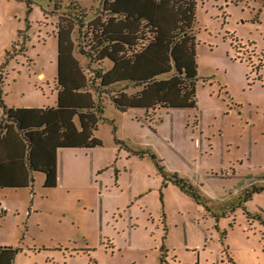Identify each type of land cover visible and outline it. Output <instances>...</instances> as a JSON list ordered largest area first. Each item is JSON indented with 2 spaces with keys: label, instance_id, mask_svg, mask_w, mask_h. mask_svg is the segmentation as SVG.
Masks as SVG:
<instances>
[{
  "label": "rangeland",
  "instance_id": "1",
  "mask_svg": "<svg viewBox=\"0 0 264 264\" xmlns=\"http://www.w3.org/2000/svg\"><path fill=\"white\" fill-rule=\"evenodd\" d=\"M76 2L75 56L92 77L109 61L92 63L79 42L86 45L93 20L104 17L103 0ZM196 2L197 106L150 109L139 118L151 128L107 98L104 116L117 132L100 121L103 144L92 153L80 148L74 167L64 162L66 180L46 188L37 172L30 187L0 188V245L18 250L14 264H264V192L243 199L254 184L264 186V0ZM69 3L0 0V69L25 50L0 73L3 85L7 73L17 78L29 67L43 69L54 91L58 22L72 16ZM23 89L35 94L27 81ZM116 138L155 152L166 170L200 188L203 204L163 189L153 160L129 158Z\"/></svg>",
  "mask_w": 264,
  "mask_h": 264
},
{
  "label": "trees",
  "instance_id": "2",
  "mask_svg": "<svg viewBox=\"0 0 264 264\" xmlns=\"http://www.w3.org/2000/svg\"><path fill=\"white\" fill-rule=\"evenodd\" d=\"M76 1L70 0L67 6L72 16H61L58 22L57 105L10 108L4 102L0 79L2 188L30 187L34 171L45 174L44 187H56L59 148L101 146L102 140L96 136L100 121L109 122L113 133L117 132L115 121L104 116L107 98L122 112L132 108L149 112L197 106V42L193 33L196 0H103L104 17L93 20L87 46L79 42V53L92 63L109 61L106 69L95 67L92 77L75 56L72 32L79 23ZM29 7L28 13L33 11ZM24 51L22 48L7 55L1 69ZM122 83L125 85L120 86ZM131 88L133 92L129 91ZM116 141L130 154L149 156L163 178L162 187L171 182L203 204L206 198L200 188L178 172L166 170L155 152L134 150L124 141L118 138ZM261 192L264 186L254 184L243 193V199ZM205 207L209 209L206 204ZM164 231L166 236V227ZM17 251L0 245V264H14ZM161 259L162 263V256Z\"/></svg>",
  "mask_w": 264,
  "mask_h": 264
},
{
  "label": "crops",
  "instance_id": "3",
  "mask_svg": "<svg viewBox=\"0 0 264 264\" xmlns=\"http://www.w3.org/2000/svg\"><path fill=\"white\" fill-rule=\"evenodd\" d=\"M12 59L9 60L10 63H12V61H11ZM57 67H58V57H57L56 71L54 72V76H53L54 77L53 79L55 81V89H54V91L52 90V88L50 86L51 83L48 82V80L46 79V74H45V71L43 69L38 70L37 68L36 69H34V68L31 69V68L27 67L26 70L23 69L22 71H17V74H16L17 78H15V76H11L10 74H12V73H7V77H5L4 85L2 83V85H3V99H4L5 104L8 107H10V108L11 107L12 108H22V107H24V108H48V107L56 106L57 105V98H58V85H57V81H56L57 80L56 79V77H57ZM4 69H5V67L1 69L0 73L2 71H4ZM42 74H44V78L41 77ZM1 81L3 82V80H1ZM25 81L28 82L29 88L35 89V91H34L35 94L28 93L27 95H25L26 92L23 89V84H24ZM36 82L42 83V85H44V87L43 86L41 88L40 87H36V85H35ZM33 95H35V96H33ZM129 110H134L135 111V114H136L135 115V119H137V120H141L139 118V116H142L144 113H146V111L143 108H132V109H129ZM142 111H144V112H142ZM2 115H3V109L0 107V116H2ZM161 117H162V114H161ZM143 122L144 121L141 120L142 125L146 124L145 122L144 123ZM146 125H149L151 128L155 127V125L154 126H152L150 124H146ZM95 148L96 147L89 148L91 150V153L95 150ZM63 153H64V155H63ZM79 153H80V147H65V148H59L58 149V151H57V157H58V159H57V176H58V184H57V186L59 185V183L62 182V176L65 177V180L67 179L66 177L68 176L67 171L66 172L62 171L61 172V167H63L64 162L66 163V166L69 165L70 167H74L73 166V162H74L75 158H77L76 154H79ZM73 154H74V156H73ZM132 156H136V155H130L129 158L132 157ZM60 161L62 162V164H61ZM91 166H92V168L94 166V157L91 158ZM155 167H156V165H155ZM155 172H157V171H155ZM36 173H37V171L33 172L34 180H35ZM118 175H120V177H121V170L118 173ZM115 176H116V174H115ZM63 182H64V180H63ZM171 187H173L174 191L177 192L175 194L177 195L178 198H181V200H180L181 202H182V200H184L186 202H189L188 198H185L182 195V193L184 195H186V194L184 192H182L177 186H176V188H177L176 189L174 187V184L169 183L168 186L164 187L163 189L167 190V189H171ZM0 188H2V187H0ZM11 188L12 187H5V189H11ZM17 188H22V187H17ZM179 191H181L182 193H180ZM142 196H143V194H140L139 196H137L136 199H139ZM188 197H190V196H188ZM135 202H138V201H135ZM132 204H133V202H132ZM131 208L133 210V208H135V207L128 206V209L130 211H131ZM201 211H202V207H201ZM132 214H133V211H132ZM183 232H184L185 244L188 245L187 227H185V225H184Z\"/></svg>",
  "mask_w": 264,
  "mask_h": 264
}]
</instances>
